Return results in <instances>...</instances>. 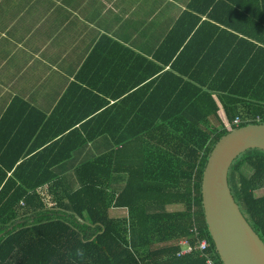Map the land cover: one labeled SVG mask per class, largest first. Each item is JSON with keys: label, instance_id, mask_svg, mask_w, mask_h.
<instances>
[{"label": "trees", "instance_id": "trees-1", "mask_svg": "<svg viewBox=\"0 0 264 264\" xmlns=\"http://www.w3.org/2000/svg\"><path fill=\"white\" fill-rule=\"evenodd\" d=\"M216 1L210 17L218 26L195 31L222 26L233 40L231 55L210 66L203 47L187 79L168 76L173 82L162 86L160 78L153 92L167 101L139 104L136 117L75 119L38 154L42 160L55 152V164L0 166V264H222L200 185L213 147L237 129V117L239 128L264 124V0ZM192 27L179 41L171 33L174 70L195 47ZM228 183L264 243V197L255 195L264 188V152L241 155ZM200 240L210 244L205 257L181 255L182 241L195 247Z\"/></svg>", "mask_w": 264, "mask_h": 264}, {"label": "crops", "instance_id": "crops-1", "mask_svg": "<svg viewBox=\"0 0 264 264\" xmlns=\"http://www.w3.org/2000/svg\"><path fill=\"white\" fill-rule=\"evenodd\" d=\"M216 4L0 0V166L55 164V152L48 151L42 160L38 154L75 119L136 117L139 104L167 101L166 94L156 95L153 89L168 76L187 79L203 47L211 51L210 66L231 55L233 40L222 26L218 32L210 26L195 31L201 24L218 26L210 17ZM191 27L195 47L189 60L176 61L174 70L169 58L178 42L171 33L179 41ZM112 126L114 133L118 123ZM33 175L32 181L38 180Z\"/></svg>", "mask_w": 264, "mask_h": 264}, {"label": "water", "instance_id": "water-1", "mask_svg": "<svg viewBox=\"0 0 264 264\" xmlns=\"http://www.w3.org/2000/svg\"><path fill=\"white\" fill-rule=\"evenodd\" d=\"M250 150L264 152V124H250L223 136L202 174L204 220L222 264H264V243L246 221L228 183L232 164Z\"/></svg>", "mask_w": 264, "mask_h": 264}, {"label": "built area", "instance_id": "built-area-1", "mask_svg": "<svg viewBox=\"0 0 264 264\" xmlns=\"http://www.w3.org/2000/svg\"><path fill=\"white\" fill-rule=\"evenodd\" d=\"M241 123L242 120L239 117H237L233 122V126L239 128ZM180 244L184 247L183 251L181 252V255L190 254L194 251H197L198 253H200L201 257H205L207 255L208 250L210 249V244L207 240L198 241L195 247H192L187 241H182ZM207 264H216V263L213 262L212 259L208 258Z\"/></svg>", "mask_w": 264, "mask_h": 264}, {"label": "rangeland", "instance_id": "rangeland-1", "mask_svg": "<svg viewBox=\"0 0 264 264\" xmlns=\"http://www.w3.org/2000/svg\"><path fill=\"white\" fill-rule=\"evenodd\" d=\"M242 172L246 175V176H250L251 175V170H249L247 167L243 168ZM256 197H264V188H262L261 190H258L255 193ZM123 216L125 215V213L122 211L120 212Z\"/></svg>", "mask_w": 264, "mask_h": 264}]
</instances>
